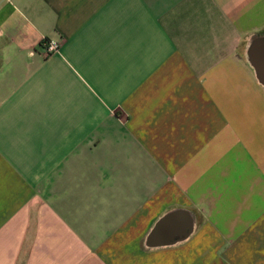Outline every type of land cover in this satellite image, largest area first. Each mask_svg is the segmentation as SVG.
<instances>
[{"label":"crops","instance_id":"obj_1","mask_svg":"<svg viewBox=\"0 0 264 264\" xmlns=\"http://www.w3.org/2000/svg\"><path fill=\"white\" fill-rule=\"evenodd\" d=\"M0 264H264V0H0Z\"/></svg>","mask_w":264,"mask_h":264},{"label":"built area","instance_id":"obj_2","mask_svg":"<svg viewBox=\"0 0 264 264\" xmlns=\"http://www.w3.org/2000/svg\"><path fill=\"white\" fill-rule=\"evenodd\" d=\"M61 46V42L59 40H55L52 38H46L42 41V53L45 56L52 55L53 53L57 52Z\"/></svg>","mask_w":264,"mask_h":264},{"label":"water","instance_id":"obj_3","mask_svg":"<svg viewBox=\"0 0 264 264\" xmlns=\"http://www.w3.org/2000/svg\"><path fill=\"white\" fill-rule=\"evenodd\" d=\"M162 222V221H161ZM161 222L159 223V225L161 224ZM159 227V226H158Z\"/></svg>","mask_w":264,"mask_h":264}]
</instances>
